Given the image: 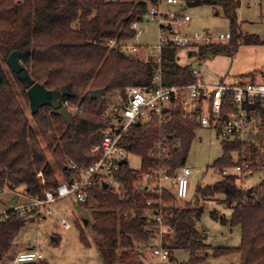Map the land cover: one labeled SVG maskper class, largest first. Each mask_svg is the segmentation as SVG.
Here are the masks:
<instances>
[{
    "label": "trees",
    "instance_id": "trees-1",
    "mask_svg": "<svg viewBox=\"0 0 264 264\" xmlns=\"http://www.w3.org/2000/svg\"><path fill=\"white\" fill-rule=\"evenodd\" d=\"M201 4L219 6L231 34L227 43L199 46L201 57L229 53L241 45L262 44L258 37L242 36L238 32L239 0H201ZM147 12V1L0 0V189H22L31 197H41L45 190L54 191L57 187L53 166L63 178L70 179L71 164L83 169L94 162L98 156L90 150L102 136L105 123L101 115L107 108L108 97L122 95L129 87H149L157 73L168 85L195 82L191 68L178 64L179 49L174 46L162 49L159 64L126 55L119 48H110L111 42L123 45L132 41L136 32L131 25L140 23ZM15 51L19 52L20 63L35 83L50 91L69 90L70 95L62 97L58 103L60 107L68 103L72 125H67L51 106H40L30 118L27 116L1 65ZM11 73L24 101L29 103L27 87ZM95 90H103V98L91 99L90 92ZM75 108L76 111L71 112ZM225 109L229 112L231 107ZM173 117L164 130L169 140L174 138L180 142L181 148L172 151L171 159L165 163L171 172L185 165L194 131L199 128L194 122L182 120L178 111ZM30 119L50 159L39 137L31 130ZM159 133L153 123L133 125L122 141L130 153L141 158V174L155 163L152 152ZM242 150L238 141L224 143L223 155L214 166L221 172L232 167L231 153ZM242 160L240 158L239 162ZM240 177L225 176L211 187L196 189L203 197L219 194L225 198L232 213L229 221L220 219V222L240 227V245L212 248L205 244L196 229L204 207L198 203H186L183 207L174 204L170 219L173 235L167 237L169 242L165 246L171 253L174 250L189 253V260L179 264H202L209 252L214 258L238 254L240 264H264V180L252 188L247 197L246 190L238 185ZM117 178L120 193L103 186L91 190L96 205L90 213L89 226L104 264H116L127 251L140 252L136 245L149 240L142 217L147 195L135 189L137 172L125 164ZM212 218L219 219L216 213ZM25 223L26 219L17 215L0 222V264H9L6 255ZM79 227L80 241L88 247L89 241ZM119 249L123 251L120 257Z\"/></svg>",
    "mask_w": 264,
    "mask_h": 264
},
{
    "label": "built area",
    "instance_id": "built-area-1",
    "mask_svg": "<svg viewBox=\"0 0 264 264\" xmlns=\"http://www.w3.org/2000/svg\"><path fill=\"white\" fill-rule=\"evenodd\" d=\"M159 1L155 0L154 4ZM165 3L175 5L178 1L165 0ZM147 17L159 21L160 34L159 44L154 47L156 56L146 58L144 62L152 60L159 64L161 51L167 45L188 49L225 43L231 39L230 32L204 30L201 33L187 34L183 27L186 26L188 18L171 11L163 14L158 9L151 8ZM131 28L136 32L133 39L135 41L141 31L137 22H134ZM110 48H119L126 55L137 52V47L129 44L117 45L111 42ZM191 71L196 79L189 85L164 84L160 73H157L149 87H129L124 94H117V101H113L110 111H104L101 115L105 127L99 142L90 150L98 156L97 159L83 169H77L75 164H71L70 179L58 181L54 191L45 190L41 197H31L26 193L16 194L15 190L7 188L16 194L14 197H17V200L13 205L11 201L14 197L3 201L5 191L0 189V222L14 215L31 216L33 221H42L54 212L53 205L62 199L72 197L77 204L84 206L92 199L93 187L105 184L113 191L120 189L117 174L124 166L121 162H127V156L130 154L122 145V141L133 125L153 123L160 130L152 152L155 163L137 177L135 189L147 195L142 216L146 222L144 232L149 239H159L154 245L146 244V248L158 263L169 264L172 253L165 246L163 238L173 235L174 227L170 223L171 208L174 201L183 202L187 199L188 179L193 175V171L185 165L175 169L173 174L170 173V168L165 166L171 159L172 151L181 148L180 142L174 138L169 140L164 130L174 118L173 113L178 111L182 120L194 122L199 128L215 129L226 142L238 141L243 149L252 148V152L260 153L262 157L261 161L257 159L255 163H264V82H245L227 75L216 83L209 84L203 81L195 67H192ZM67 105L65 102L63 107L68 109ZM227 106L231 107L229 112H226ZM258 132L262 135H258ZM252 165L248 154L243 156V160L232 170L242 177L248 176L253 173ZM221 175L225 177L232 173L224 169ZM167 195L171 198L167 199ZM62 226L65 230L70 228L64 219ZM42 259L40 251L26 250L18 253L9 264H30Z\"/></svg>",
    "mask_w": 264,
    "mask_h": 264
},
{
    "label": "rangeland",
    "instance_id": "rangeland-1",
    "mask_svg": "<svg viewBox=\"0 0 264 264\" xmlns=\"http://www.w3.org/2000/svg\"><path fill=\"white\" fill-rule=\"evenodd\" d=\"M119 1L135 3L147 1L148 12L151 8H155L163 14L171 11L187 17L188 22L183 27L184 32L187 34L201 33L204 29L215 32L230 31L229 23L219 6L206 4L189 6L193 0H177L178 3L175 5H167L165 0H160L158 4L151 3L149 0ZM239 2L240 6L237 10L238 32L242 36H256L262 44L259 46L241 45L229 53L216 56L204 54L202 57L198 54L199 47L179 49L177 52L178 64L190 68L195 67L204 82L213 84L227 75L230 78L245 82H264L262 77V74H264V0H239ZM138 28L141 32L137 40H132L128 44L139 46L141 51L138 52L137 47V52L130 56L142 60L151 58L148 55L155 57L154 47L159 44V21L150 19L146 14L144 19L138 23ZM1 65L25 113L30 118L32 112L29 103L26 104L24 101L6 63L1 62ZM115 100L117 101L116 96L107 98L105 111H110ZM73 111H76V108L72 109L71 112ZM30 125L31 130L39 137L45 155L50 159V153L44 147L32 119H30ZM258 135L262 134L258 132ZM224 143L226 141L213 128H197L194 131V137L185 159V166L193 171V175L188 179L187 201H174V204L179 207H183L186 203L190 205H197L198 203L199 206L204 207L196 229L204 238L205 244L212 248H236L241 242V229L239 226L232 227L229 224L220 222V219L229 221L232 213L225 198L219 194L203 197L197 194L196 190L197 187L201 189L211 187L222 179L221 169L214 166V163L222 157ZM251 149L244 148L241 153L232 152V167L225 168L232 175L239 176L232 169L240 163V158L243 159V156L249 154V159L253 164V173L248 176H241L238 181V185L246 191L250 188H256L264 180V163H255L257 159L261 161L262 157H260V153L252 152L253 149ZM127 163L131 170L137 172L138 177L141 174L139 173L141 171V158L130 153L127 156ZM53 170L58 181L64 179L62 173L55 166H53ZM170 173L173 174L174 171ZM3 189L5 191L2 196L3 201L12 199L17 193H24L22 189L15 190L16 194L7 190L6 187H3ZM114 192L120 193L121 189L118 188ZM21 202H23L22 199ZM95 205V201L91 199L86 206H81L70 197L56 202L53 205L54 212L45 220L31 221V216H24L26 219L25 226L14 239L5 259L9 262L18 253L26 250H38L42 253L43 259L35 264H104L93 242L94 236L89 226L91 223L90 213ZM213 213L217 214L218 220L212 218ZM63 219L70 225L68 230H65L62 226ZM84 220L88 221L86 225H84ZM79 226H81L85 237L89 241L88 247H85L80 241ZM163 241L168 243L169 239L166 237L163 238ZM158 242V238H150L147 243L137 244L136 247H140V252L127 251L125 255H121L122 258H119L116 264H160L152 256L150 250L146 248V244L154 245ZM122 252V249L118 250L119 257ZM172 254L174 260H171L169 264H179L189 260V253L185 251L174 250ZM203 264H240V256L231 254L214 258L212 253L209 252Z\"/></svg>",
    "mask_w": 264,
    "mask_h": 264
},
{
    "label": "water",
    "instance_id": "water-1",
    "mask_svg": "<svg viewBox=\"0 0 264 264\" xmlns=\"http://www.w3.org/2000/svg\"><path fill=\"white\" fill-rule=\"evenodd\" d=\"M151 3H155V0H150ZM201 4V0H193L189 6H197ZM207 30V29H206ZM19 52L15 51L11 53L6 61L9 69L16 75L17 79L27 87V97L29 101V106L32 113L38 111L40 106H51L57 114L64 120L67 125H72V117L68 109L65 107H60L58 101L62 97L70 95L68 89H62L59 91H50L47 90L44 85L35 83L30 77L28 71L20 63ZM105 95L103 90H95L90 92L91 99L102 98ZM166 110H164L165 112ZM139 126L140 124H136ZM127 162L123 160L122 165H125ZM104 188H107V185H103ZM252 189L246 191V196L249 197ZM17 197H14L11 201V204H15ZM33 221V219H31ZM87 220H84V225L87 224Z\"/></svg>",
    "mask_w": 264,
    "mask_h": 264
},
{
    "label": "crops",
    "instance_id": "crops-1",
    "mask_svg": "<svg viewBox=\"0 0 264 264\" xmlns=\"http://www.w3.org/2000/svg\"><path fill=\"white\" fill-rule=\"evenodd\" d=\"M150 1V0H149ZM204 30H206V29H204ZM138 47V52H140L141 51V48H139V46H137ZM148 56H150V57H152V55H148ZM262 77L264 78V74H262ZM209 82L211 81V80H208ZM216 81V80H215ZM207 83V82H206ZM209 84H212V83H209ZM214 84V83H213ZM252 189V188H251ZM172 260H174V257H173V254H172ZM204 263V262H203ZM202 263V264H203Z\"/></svg>",
    "mask_w": 264,
    "mask_h": 264
}]
</instances>
